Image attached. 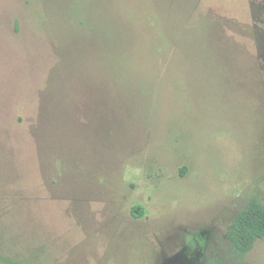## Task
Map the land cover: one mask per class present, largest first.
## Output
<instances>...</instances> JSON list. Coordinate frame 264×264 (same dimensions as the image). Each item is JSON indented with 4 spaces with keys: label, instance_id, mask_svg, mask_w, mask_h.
Here are the masks:
<instances>
[{
    "label": "rangeland",
    "instance_id": "obj_1",
    "mask_svg": "<svg viewBox=\"0 0 264 264\" xmlns=\"http://www.w3.org/2000/svg\"><path fill=\"white\" fill-rule=\"evenodd\" d=\"M253 197L264 0H0V264H264Z\"/></svg>",
    "mask_w": 264,
    "mask_h": 264
},
{
    "label": "trees",
    "instance_id": "obj_2",
    "mask_svg": "<svg viewBox=\"0 0 264 264\" xmlns=\"http://www.w3.org/2000/svg\"><path fill=\"white\" fill-rule=\"evenodd\" d=\"M139 209L137 207L133 211L136 216L143 215L142 209ZM228 236L233 249L240 256L249 252L258 239L264 238V203L253 197L235 218Z\"/></svg>",
    "mask_w": 264,
    "mask_h": 264
}]
</instances>
